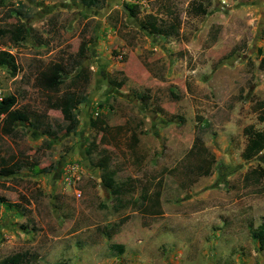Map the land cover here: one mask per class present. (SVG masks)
I'll use <instances>...</instances> for the list:
<instances>
[{
    "label": "rangeland",
    "instance_id": "obj_1",
    "mask_svg": "<svg viewBox=\"0 0 264 264\" xmlns=\"http://www.w3.org/2000/svg\"><path fill=\"white\" fill-rule=\"evenodd\" d=\"M190 2L0 0V28L22 30L0 37L16 63L14 76L0 66V96L55 129L48 101L78 88L76 60L88 73L72 131L19 123L0 135V197L15 203L0 202V263L264 264L250 235L264 221V148L241 156L243 128H264L254 104L264 100V0H209L201 15ZM125 4L176 35L143 30ZM56 61L58 91L38 88L35 74ZM93 164L115 171L123 207Z\"/></svg>",
    "mask_w": 264,
    "mask_h": 264
},
{
    "label": "trees",
    "instance_id": "obj_2",
    "mask_svg": "<svg viewBox=\"0 0 264 264\" xmlns=\"http://www.w3.org/2000/svg\"><path fill=\"white\" fill-rule=\"evenodd\" d=\"M101 0H79V2L85 4L86 6H94L98 4ZM190 9L195 15L205 14V4L209 3V0H190ZM127 7L128 13L132 16L136 23L145 31L153 34H160L167 36L170 34L176 35L177 26L173 23L168 24L167 26L161 25L160 20L153 14L146 13L142 18L137 16V6L136 4H125ZM15 30L11 31L10 28H0V37L8 35L13 41L15 40V34L21 33L22 30L19 27H14ZM14 31H16L14 33ZM87 47V40L80 41L78 45V55L80 58H84V52ZM260 63L264 66V55L260 58ZM80 60H76L74 67L76 72L71 76L70 82L77 83L78 88L67 89L62 91L56 98L48 101V107L52 109H58L61 114L62 122L55 129L45 120L43 114H37L32 112L24 107L16 106V96L14 94L8 93L6 95L0 96V135L11 136L15 132V126L19 123H27L33 129H37L40 133L46 136H54L61 129L65 132L72 131L77 125V119L73 110L85 100V94H83L82 89L84 84L88 80V73L83 66H80ZM0 66L5 67L10 76H14L16 73V63L13 55L10 52L5 50H0ZM77 67V68H76ZM65 74V62L56 61L47 64L45 67L40 69L34 77L35 84L38 88L50 91L57 92L59 85L62 82V76ZM115 86H120L118 82H114ZM257 108L262 111L256 115V118L259 121H264V100H256L254 103ZM94 122L100 123L97 124L99 130L102 128L100 125L103 123L102 120L95 117ZM243 131L246 134V142L241 151V156L244 159H250L256 155L259 151L264 148V128L262 129H253L250 125L245 126ZM134 142L137 140L133 136ZM89 149L86 148L85 152L89 155ZM98 164H93L96 167ZM101 169L100 179L102 185L108 189L109 194L113 197L116 208H121L124 206V203L120 201V188L118 181L115 177V171L107 168L106 166H97ZM45 171V170H41ZM208 170H206L207 172ZM155 195H158L156 192ZM142 199L144 195L140 196ZM0 202H3V207H11L15 203L5 202L3 198L0 197ZM152 205L150 210L152 213L156 214L159 211L156 204V199L151 201ZM250 235L257 239L259 245H264V221H261L251 232ZM111 248L119 253L123 251V246L120 243L110 244ZM4 264V262L0 263Z\"/></svg>",
    "mask_w": 264,
    "mask_h": 264
},
{
    "label": "water",
    "instance_id": "obj_3",
    "mask_svg": "<svg viewBox=\"0 0 264 264\" xmlns=\"http://www.w3.org/2000/svg\"><path fill=\"white\" fill-rule=\"evenodd\" d=\"M121 7L123 8V10L127 11V7L125 5H121ZM88 160H84V162H87ZM88 167H91L90 164H88Z\"/></svg>",
    "mask_w": 264,
    "mask_h": 264
},
{
    "label": "built area",
    "instance_id": "obj_4",
    "mask_svg": "<svg viewBox=\"0 0 264 264\" xmlns=\"http://www.w3.org/2000/svg\"><path fill=\"white\" fill-rule=\"evenodd\" d=\"M77 194H79V192Z\"/></svg>",
    "mask_w": 264,
    "mask_h": 264
}]
</instances>
